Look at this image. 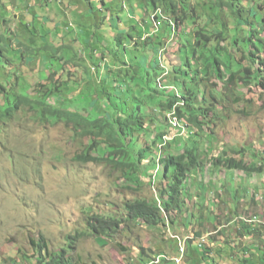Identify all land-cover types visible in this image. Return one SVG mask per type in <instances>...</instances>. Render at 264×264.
Here are the masks:
<instances>
[{"label": "rangeland", "instance_id": "rangeland-1", "mask_svg": "<svg viewBox=\"0 0 264 264\" xmlns=\"http://www.w3.org/2000/svg\"><path fill=\"white\" fill-rule=\"evenodd\" d=\"M215 1L185 0V3L196 7V15H202L197 22L204 23L205 21L208 22V16H212L213 13L207 15L208 11L201 10V4L205 3L207 9L213 7ZM230 1L242 8L244 19L251 20L253 15L262 19L264 16V0ZM76 3L79 4V1ZM106 3L107 10L104 13L108 15L107 19L111 20V23L103 26L96 25V22L88 23L82 28V35L72 37L68 32V34L65 33V37L61 38L57 35V31L65 30L72 20L78 21L83 15L81 14V11L84 10L83 7L78 6L70 14V17L73 16L71 19L52 17L53 22H46L43 29L38 19H35V28H33V17L45 18L48 21L50 19L49 13H52L51 10L41 9L35 0H0V16L6 18L3 27L0 25V34L4 38L0 41V47L1 45L2 48L8 47L9 51L4 48L3 50L6 51L5 58L10 63L1 62L0 66H15V68L22 66V69L16 71L13 69V72L23 74V77L31 85L33 78L30 79L29 74H36L38 69H40L39 72L44 73L42 66L59 68L62 66L59 60L62 58L78 63L84 69L90 65L98 66L101 62V55L111 54L116 58L108 59L110 63L107 68L112 69L117 66L120 71L116 69L114 72L118 71L120 76L124 75L123 71L126 67L123 65L129 59L127 56L135 58L137 51L133 55V49L127 46L129 39H125L124 48L119 38L125 37L122 34L129 33L132 26L136 27L137 30H139L138 25L142 28L137 21L143 17L144 10L137 5L139 3L137 0H124L123 3L122 0H107ZM100 7L101 5L95 2L93 6L95 12L93 15L87 13L86 19L101 17L103 13L98 11ZM115 8H118V11L113 13ZM110 10L112 12L108 13ZM4 12L6 16H4ZM129 12L135 16L137 21L129 18ZM113 15L118 17L112 18ZM163 16L164 18L168 17L165 14ZM222 16L226 17L229 26L232 28L234 24L231 15L225 11ZM76 17L77 19H75ZM150 22H147L146 27L152 29ZM163 23L161 21V24H158L157 31H148L151 32L150 41L161 42L160 37L156 36L160 33H164L162 38L167 40L171 30ZM194 24L197 23L190 19L187 20L183 29L176 30L177 36L168 40L172 41L171 44L173 45L168 46L167 64L172 67L174 64L180 65L178 59L182 57L179 56L176 59L172 56L177 48L176 42L183 48L193 49ZM23 25L25 26L23 27ZM72 28L70 27L68 30ZM4 29L9 34L5 33ZM54 29L57 31H53ZM248 29L247 25L240 27L243 32H247ZM182 30L190 34L187 43H182L187 41V37H183L180 41ZM29 31L30 34H28ZM133 34L139 37L138 32L135 31ZM261 36H264V33ZM30 39H34L36 42H32L33 47L31 49L33 50L26 53L27 58L22 59L20 55L10 52L11 50H19V43L24 41L27 44ZM252 43L259 44L258 41ZM40 44L47 46V49L40 48ZM66 45H69L70 48H65ZM220 46L221 48L226 47L242 65L247 64L244 59H240L241 53L237 52V48H232L228 41L221 43ZM262 50L264 53L263 46ZM262 60L264 62V55L262 59H259V63L257 60L256 66L264 68V64H261ZM232 61L235 65L236 62L233 59ZM199 62L196 59L189 60V66ZM74 65L71 64V66ZM169 65L167 66L168 72L171 71L168 69ZM65 69L68 72L71 68L68 66ZM81 71L75 72L78 77ZM194 76H196L194 73L183 72V79L180 82L188 85L191 77ZM66 77L72 78L74 76L68 74ZM60 79L62 82L64 81L65 73L60 75ZM33 80L36 81L37 78ZM95 80L97 81L98 78ZM6 81L12 84L14 77H8ZM38 83L40 84V81ZM82 84L81 82L73 84L71 91L65 92V94L68 92L69 96L63 95V99L74 98L82 89ZM216 84L218 87L212 93L215 97L214 113L223 115L221 117L224 118V121H213L215 125L210 124L209 128H204V133H210L215 141L210 144L214 150L213 155L220 154L223 148L228 156L241 157L244 162L248 163L249 157L246 154H254L256 161L262 162L264 166V86L252 84V87H246L238 83L237 86L233 87V96H227L229 99L226 100V97L222 95L221 85ZM63 87L65 86L63 85ZM177 91L179 90L177 89ZM234 98H237V102H235L238 104L233 102ZM209 99L207 94L205 96L206 103L209 102ZM74 101L82 105L78 100L74 99ZM200 101L197 98L194 104L198 106ZM206 103L203 104L204 107L207 105ZM83 105L85 106V103ZM237 110H242V113H237ZM160 124L161 122L157 121L151 125L149 143L156 136L155 133L151 132L152 129ZM2 127L3 129L0 131V264H33L35 251L30 240L39 239L40 236L45 240L49 252L59 254L62 253V249H65L63 253L66 254L67 264H154L162 258H167L168 262L160 261L159 264H177L174 259L179 258L176 255L177 250H179L178 243L183 244L185 239L192 238L195 232L199 230L202 232L201 236L194 242L201 240L203 244L208 246H211V242L215 243V256H213L215 264H219L221 261H224L221 264H229L226 259L229 252L227 246L230 243L234 247L233 260L230 264H247L249 260H252L253 264H264V259L254 263L255 256L247 258L249 260L244 263V256L250 254V244L255 245L256 239H260V244H264V168L261 175H254L250 178H245L239 171L230 175L226 174L222 187L219 186V183L223 181V174H218L217 178L214 172L210 173V170L206 168L201 183L205 180L212 182L214 177L217 178L214 186L209 183L202 184L205 193L210 195L212 199L207 195L205 202L203 197L198 200L199 204L197 205L196 200L192 199L196 193L199 194V189H195L190 196L191 202L187 203L188 210L186 213L189 215L183 216L185 219L187 218L184 219L183 224L177 220L173 225L157 229L140 220L129 221L124 222L110 236L96 237L91 236L87 229L86 222L89 216L92 214L109 215L116 220L126 217V215L121 216L120 213L123 211L119 210L125 200L151 197L154 194L147 187L146 179L139 185L137 191L123 190L118 188L122 182L119 179V172H113L102 165L82 164L76 161V156L82 152L83 145L78 138L73 136L70 128L63 123L41 124L35 115H28L24 120L9 121L7 125ZM178 129H180L179 125L175 127L176 131ZM201 139L203 142L200 143L199 140L194 143L192 138L186 145L195 144L200 149L205 150V137ZM182 140L186 139L181 138L179 140L176 138L172 145L183 143ZM241 147L247 149L248 152L245 155L238 156L232 153ZM152 156H157L155 151H152L151 156H147L143 163H146ZM239 175L245 179L229 183L230 178L237 179ZM197 183L199 184L198 180ZM252 198L254 202L250 201ZM197 208L201 210L200 213H197ZM203 212H205L204 216L202 215ZM198 218H205L204 223H200ZM235 218V222L229 224ZM219 226L223 227L222 231L225 235L216 233V227ZM242 226H249L251 229L254 227L255 234L254 236H252L253 233L251 234L254 240L251 237L246 240L242 239L243 241L238 239V233ZM196 238L194 237V239ZM221 246L225 252L222 251ZM190 249L193 248L189 246L184 258H182L183 261H180L179 264H199L198 261L195 263L189 258L191 256ZM261 249H264V246L259 248V250ZM243 251L247 252L241 255ZM221 254L226 257L225 260H222L220 256L218 257ZM44 255L45 253H43ZM256 256L258 257L259 254L256 253Z\"/></svg>", "mask_w": 264, "mask_h": 264}, {"label": "trees", "instance_id": "trees-1", "mask_svg": "<svg viewBox=\"0 0 264 264\" xmlns=\"http://www.w3.org/2000/svg\"><path fill=\"white\" fill-rule=\"evenodd\" d=\"M148 4L154 9L162 7L167 13H170L176 27L183 26L189 19L197 23L194 24L195 31L193 34L195 37V47L190 53L193 60L200 61L195 65L204 67L206 81H211L216 78L223 90L231 88L232 92L233 87L240 82L244 85L253 83L254 85L264 86V68L260 69L255 66L257 55L250 49L253 48L259 53L263 52L264 36L261 35L264 33V16L262 19L257 15H253L251 20L244 19L242 15L243 10L239 5L230 0H216L214 6L208 7L207 9L205 3L201 4L202 11H208L207 15L210 13L213 14L212 16H208V22L200 23L197 21L202 15H196V7L186 4L185 0H148ZM225 11L233 19L234 26L232 28L229 26L226 17L222 16V13ZM243 25L249 27L247 32L240 30V27ZM181 34L184 37L188 33L182 30ZM122 38L124 39L125 37ZM227 41L232 48H237V52L243 51L247 61L246 66H243L237 61L226 47L221 48V43H226ZM253 41H258V46L252 43ZM239 43L241 45H238ZM245 43L249 45L244 46L243 44ZM176 44L178 47H182L178 42ZM3 54L4 51L0 47V62L5 59ZM232 59L236 62L235 65ZM183 62H185V66H189V57H185ZM261 64H264L263 60ZM52 67L48 66L47 68L49 73L45 78L47 88L42 89L41 85L36 83H32L31 85L41 90L40 95L34 94L35 89L33 87H28L23 92L13 95L4 94V100L0 105V121L12 120L17 113H20L19 110L23 106H27L36 111L34 115H37L39 122L46 123L52 120L54 123L60 121L65 125L71 124L73 126L71 128L73 135L79 138L83 145V154L77 155V160L80 158V160L87 163L106 161L115 168L129 166L131 168L130 171L135 168L137 175L135 173V176H132L131 180L132 183L139 184L140 175L148 176L146 168L141 167L140 164L144 160V155H147L149 147L142 150L145 154L136 157L134 146L141 141V136H144L145 132H147L145 130V121L152 120V117L155 118L153 120L155 121L161 117L164 111H170L173 104V102H170L172 98L167 97L163 101L159 98H154L149 93L150 88L148 87L152 82L151 77L146 72L140 74L145 69L144 66H130L129 70L126 69L123 71L124 75H121V85L118 86L120 92L125 91L124 95L121 98L115 99L114 93L118 89L113 86L115 84L110 83L108 80L112 77L114 80H118L120 77L118 71L120 70L113 72L115 69L108 68L99 82L96 80L89 81L86 78L83 80L78 99L82 105L78 104L79 108L74 104L64 108V104L56 105V101H54L57 93H54L55 87L52 86L51 77L55 74ZM190 80L193 81L196 78L191 77ZM180 84L182 87L187 86L183 82ZM212 86L214 89L217 88L218 84ZM0 93H4L2 86H0ZM49 98L52 102L54 101L51 106L47 105ZM83 103H85V106ZM45 111L49 115L44 114ZM177 113L179 118H185L189 123L196 121V126L200 125L195 116L200 115L193 114L187 110H183V114L177 110ZM142 143H145V141ZM161 164L162 173L155 187V198L151 200L145 198L125 200L122 203L124 213H121V216L126 215V217H121L119 220L109 215H90L86 223L91 236H110L111 233L113 234L119 229L120 225L129 221L140 220L148 224V226L158 229L173 225L175 221H181L185 218L183 216L188 210L186 203L189 202L190 199L188 197L191 195L189 188L185 186L186 180L189 174L195 170L194 168L200 169L204 163L197 156L193 155L192 152L188 151L187 154L168 156ZM214 165L229 170H243L248 174H259L262 172L263 167V164L259 165L253 162V164L249 165L252 167L249 168L241 160L223 157L217 158ZM149 178L150 182V175ZM119 187L123 190H129L127 184H121ZM249 230L247 226H243L238 234L241 236H251L253 233L252 236H254V227H252V230ZM201 233V230L195 232L194 237L197 238L188 240L187 246L189 245L193 248L190 249L191 256L188 257L195 263L198 261L199 264H215L213 258L215 256L214 247L208 245H204L203 248L195 247L197 242L194 241L199 239ZM217 233L223 235V232L220 230ZM30 244L35 251V258H33L35 262L33 264H67L66 254L63 253L65 249H62V253L59 254L49 252L47 244L41 236L39 239H31ZM43 253H45L44 256Z\"/></svg>", "mask_w": 264, "mask_h": 264}, {"label": "clouds", "instance_id": "clouds-1", "mask_svg": "<svg viewBox=\"0 0 264 264\" xmlns=\"http://www.w3.org/2000/svg\"><path fill=\"white\" fill-rule=\"evenodd\" d=\"M35 1L38 2V6L41 9L51 10L52 13H49L50 19L48 21H46L45 18L33 17V20H32L33 28H35V23H34V21L36 22L35 19L39 20V24H40L41 28L44 29V24L46 22H51V23L53 22L52 17H54L55 19L56 18H62V17H65L66 19H71L73 16L70 17V14H72L77 9L78 6H81L84 8V10L81 11V14H83V15H81L82 17L80 16L78 21L72 20L71 22H69V27L65 28L66 31L63 29H61L59 31H57L56 29L53 30V31H57V35L61 38L65 37V33L68 34V32L70 33V35L72 37H77L78 35H82L83 33L81 32V30L88 23L96 22V25L99 24L102 26L105 24L111 23L110 22L111 20L107 19L108 15H106L104 13V11L107 10V3H106L107 0H35ZM76 1H79V4L76 3ZM123 1L124 0H122V3H123ZM137 1H139V3L137 5L141 9L144 10L143 17L140 18L141 20L137 21L135 16L131 15V12H129L128 14H129V18L135 19L137 21V23L140 24V26H142V28H140L138 25L139 30H137L136 27L132 26L133 29L130 28L129 33L122 34L125 36L124 39L119 38V40L121 39L120 41H121L122 47H124V48H125V39H129V44L127 46H128V48L133 49V55H134V52L137 51V56L135 58H133V57L130 58L129 56H127V58H129V59H127L125 57L127 60H126V64L123 66H125L126 69L128 68V66H144L145 69L140 74H144L146 72L151 77L152 82L148 85V87L150 88L149 93L151 95H153L154 98H159L161 101L167 99V97L172 98V101H170V102H173L172 108L168 112L164 111L161 115L162 118L159 117L157 120L153 121L155 118L151 116L152 120H146L145 121L146 129L145 130H147V132H145L144 136H141V141L138 142L137 145L135 144V146H134V151H135L136 157H140V155L145 154V153H143L142 150L145 149L146 147H149L147 155H144L145 156L143 158L144 160L140 164L141 167L146 168V171L148 172L147 173L148 176L140 175V183L139 184L132 183V180H131L132 176H135V173L137 175V170L135 168L132 171H130L131 168L129 166H123V168H115L114 166H111L110 164H108L106 161H103L100 163H96V162H88V163L102 165L105 168H107L113 172H119V174H120L119 179H121V181H122L121 184H127V186H129L128 191H137L139 189V185L141 183H143L144 179H146L147 187L151 191H153L154 194L151 197H145V199L151 200V199H154L156 196V188L155 187L157 186L159 179H160V175L162 173V164H161L162 161L164 159H166L168 156H178L180 154H187V152L190 151L193 153V155L197 156L204 163L202 168H200V169L194 168L195 170H193L189 174V177L187 178L186 183H185V186H186V188H189L191 195L193 194V191L195 189H199V194L196 193V195L194 197H192V199L196 200L195 203H197V205L199 204V201H198L199 199L204 197V201H205V199L208 195L205 193L202 184L209 183L210 185L214 186V182L217 181L218 174H221V175L223 174L222 175L223 181H221L219 183L220 187H222V183L225 182V179H226L225 175L226 174L230 175L231 173L236 172V171L241 172L245 178H250L251 176H254V175L255 176L261 175L263 172L264 166L262 167L261 173H259V174H257V173L248 174V173L244 172L243 170H239V169L229 170V169L221 168V166L214 165L215 160H217V158H222V157L223 158H233L234 160H241L249 168L252 167L249 165L253 164V162H256L259 165H262L263 163L262 162L258 163L256 161V156L254 154L249 155V153L246 154L249 157V162L246 163V162H244V160L241 157L235 158L236 156H234V157L232 155L228 156L223 148L221 149L220 154L213 155L214 150H213L212 146H210V144L214 143L215 141L213 140V136L210 133L209 134L204 133V128H209L210 124L215 125V123L213 121H218V120L224 121V118L221 117L223 115L220 116L219 114L214 113V111H215V106H214L215 97L212 95V93L215 92L216 88L213 89L212 85H214L218 82H217L216 78L212 79L211 81L205 80V73H204V67L203 66H197L195 64L192 66H185V62H183L185 60V57H189V60H193L192 55L190 53L192 51V49H187L185 47L184 48L178 47V45H177L176 51H175V53H172V56L175 57L176 59L179 56H182L178 59V61L180 62V65L174 64V66L172 67L171 65L167 64L168 46L172 43V41H168V40L173 36L175 38L177 36L176 30H178L180 28L183 29L184 26L182 27V25H180L179 27H176L175 22H174L173 18L171 17V14L167 13L162 7L154 9V8L150 7V5L148 4V0H137ZM95 2H97L98 4L101 5V7L98 9V11H101L103 13V15L99 18H96V19H86L87 15H88L87 13H90L91 15H93V13L95 12V10L93 8ZM122 9H124V6H122ZM116 11H118V8L113 9V13H115ZM111 12H112V10H110L108 13H111ZM162 13L167 15L168 17L164 18ZM4 16H6L5 12H4ZM116 17H118V16H116ZM116 17H114V15L112 16V18H115V19H116ZM0 18H1L0 25L2 26L3 24L6 23V20H5L6 18L1 17V16H0ZM75 19H77V17ZM117 19H119V18H117ZM150 20H151V22H150ZM161 21L164 22L163 23L164 25H167L170 28L171 34L167 36V40H163V38H162L165 35L164 33L156 34V36L158 35L162 41L161 42L159 41L157 43H155V41L152 42L149 39L150 33L157 31L156 27L158 26V24H161ZM147 22L151 23L152 29H149L146 27ZM73 24H74V26H73ZM24 26L25 25H23V27ZM70 27H73V28L68 30V28H70ZM150 30H152V31L148 32ZM3 31L5 33L9 34V32H7L5 29ZM135 31L139 33V37H136L133 34ZM28 34H30V31L28 32ZM174 34H176V35H174ZM189 35L190 34H187L186 36H184V37H187V41L182 42V43H187L189 41V39H190ZM116 36H119V35H116ZM28 37H30V36H28ZM39 37H40V35L38 36V39H39ZM0 38H1V40H4V38L1 34H0ZM182 38L183 37H180V41L182 40ZM192 40H193L192 45H194V40H195L194 35L192 37ZM32 42L34 43L36 41H34V39H30V42H28L27 44H25L24 41H21L18 45L19 50H17V49L11 50L10 52L15 53L16 55H20V57H22V59L27 58L26 53L33 50V49H31V47H33ZM171 45H173V44H171ZM64 47L70 48L69 45H66ZM1 48H2V45H1ZM3 48L6 49V51L8 50V47L7 48L3 47ZM40 48L46 50L47 46H45L44 44H40ZM26 49H27V51H26ZM29 49H31V50H29ZM250 49H252L251 51H254V54L257 55V59L255 61V66H256L257 60L259 63V59L260 58L262 59L264 53L256 52V50H254L253 48H250ZM6 51L3 54L4 56H5ZM240 53H241L240 59H244V61H246V59L244 57V53L242 50ZM197 55H198V53H197ZM109 58L115 59L116 57L114 55H111V54H103L100 56L101 62H99L98 66L90 65L84 69L78 63H73L74 61H68V60H65L63 58L60 59L59 61H60V64L62 65V67L61 68L60 67L55 68V66L52 67V70H54V72H55V74L51 77L52 83H53L52 86L55 87L54 93L55 92L57 93V97L54 100V101H56L55 104L56 105L64 104V108H67L69 105L74 104L79 108L78 103H76L74 101V99H76V100L79 99L80 91L78 92V94L74 98L71 97L68 99H63V97H64L63 95L69 96L68 92L71 91L73 84H76L78 82L82 83V81L85 78L88 80H91V79L95 80L96 78H98L97 81L99 82L100 79L102 78V75L108 69L107 66H109V63H110L108 61ZM1 62L10 64L6 60V58L4 60H1ZM1 62H0V64H1ZM67 64H69V65H67ZM71 64H73V65L75 64V65L71 66ZM168 65H169L168 69L171 70L170 72L167 71ZM246 65H243V66H246ZM63 66H65V67H63ZM68 66H70L71 69L67 72V70L65 68ZM195 66H197V67L195 68ZM256 67L260 68V69L263 68L262 66H256ZM42 68L44 69V73L39 72L40 69H38V72L36 74H29L28 76L30 79L31 78H33V79L37 78L36 81L33 79H32L33 81L31 80V85H32V83L39 84L38 81H40L39 85H41L42 89H44V88H47L45 85L46 84L45 78L49 75V73H48V69H47L48 67L47 66H42ZM117 68L118 67L115 66L112 68V70H114V69L116 70ZM13 69H14V71H16V70L22 69V66H16V68H15V66H0V79H1L0 80V86H2L4 88V93H0V105L2 104V102L4 100V94L13 95L16 93L23 92L28 87H30V88L33 87L27 82L28 80L23 77V74H20V72H19V74L17 72H13ZM109 69H111V68H109ZM155 69H156V71H155ZM78 70H82L78 74L79 77L75 73ZM117 70H119V69H117ZM63 71H65V72H63ZM183 72H189L190 74L194 73L196 76H194L192 78H196V80H193V81L190 80V82L188 83L187 86L182 87V85L180 84L182 82H180V81L183 79ZM38 73L40 76L39 78H38ZM64 73H65V79L62 82L60 79V75L64 74ZM68 74H71L74 77H72V78L66 77ZM8 77H14V81L12 84L9 83L8 81H6V79ZM77 79H79L81 81H78ZM119 79H122L121 76L118 78V80ZM118 80H116V79L114 80L113 77L109 78V80H108L110 83L115 84L113 86H115L118 89L114 93L115 99L121 98L125 92V91L120 92V89L118 86L121 85V82ZM41 83H43V84H41ZM240 84L244 85L242 82H240ZM252 84L253 83H251L249 85H244V86L252 87ZM63 85L65 87H63ZM254 86H258V85L256 84ZM33 88L35 89L34 94H38V95L41 94V90H38L37 87H33ZM177 89L179 91H177ZM230 89L231 88H229L227 90H223V88H222V95H223V97H226V100L229 99V98H227V96L230 97V96H233V94H234V91L232 92V89L231 90ZM67 90H68V92L65 94V92ZM207 94L210 97L208 103H206V101H205V96ZM197 98L199 101L201 98L200 104L198 106H196L194 104V101ZM236 99L237 98H234L233 102L235 104H238V103H236L237 102ZM53 102L49 98L47 100V105L51 106L53 104ZM249 102H251V100H249ZM205 103L207 105L204 107L203 104H205ZM177 110L180 111L181 113L183 110H187V111L192 112L193 114L200 115V116L195 115L197 117L196 120L200 123V125L196 126V121L194 123H189L188 120H186L185 118H179ZM19 112L20 113H17V115L15 117H13L12 120H7L5 122L0 121V131H2V129H3L2 126L7 125V123L9 121L17 122V120H21V119L24 120L28 115H34L35 114L34 112H36V111L28 108L27 106H23L19 110ZM236 112L242 113V110L241 111L237 110ZM44 114L49 115L47 111H45ZM35 116L37 117V115H35ZM151 117H150V119H151ZM213 118H215V119H213ZM37 119H38V117H37ZM27 120H29V119H27ZM157 121L161 122V124L159 126H155V128L152 129L151 132L155 133L156 136L153 139V141L151 143H149V140H150L149 129H150L151 125L152 124L154 125L155 122H157ZM39 123L42 124V122H39ZM46 123L56 124L52 120H51V122H46ZM57 123H63V122L59 121ZM180 123H182L183 125L181 126ZM178 125L180 126V129H178L176 131L175 127ZM66 126H68L70 128V130L73 127L71 124H67ZM200 126H201V128L199 129ZM161 135H163V136L161 137ZM202 137H205V139H204V141L206 142L205 143V150L200 149L195 144H192L191 146L186 145V143L189 142L190 139H192V138L194 139V143H197L199 140L201 143V142H203V140L201 139ZM75 138H77V137H75ZM176 138H179V140H181V138L186 139V140H182L183 143H179V144L173 146L172 143L175 142ZM143 141H145V143H142ZM140 146H141V148H140ZM152 151H155L157 156L156 157L152 156L146 163H143L144 161H146L147 156H149V155L151 156ZM82 152L80 153L81 155L83 154ZM246 152H248L247 149L245 147H241V148L237 149L236 151H233L232 153L234 155L240 156L242 154L245 155ZM251 152H253V151H251ZM80 154H78V155H80ZM76 161H78L82 164H87V162L80 160V158L78 160L76 159ZM206 168H208L210 170V173L214 172V175L217 178L214 177V179H212V182H210V180H205L203 183H201L200 181H201L202 175L204 173V169H206ZM122 174H123V176H122ZM149 175L151 177L150 182H149V180H150ZM209 178L211 179L210 175H209ZM245 178H242V175H239L237 177V179L230 178L229 183L231 181L239 182L240 179L242 180ZM197 180L199 181V184L197 183ZM248 180H250V179H248ZM131 184L135 185V186H132ZM135 187H137V189H135ZM118 188H121V187L118 186ZM204 193H205V195H204ZM253 194H252V196H253ZM201 195H203V196H201ZM190 196L188 197L189 199H190ZM208 197L211 198L210 195H208ZM250 201L254 202L253 198ZM250 201H249V203H250ZM190 202L191 201L189 200L188 203H190ZM186 206H187V203H186ZM225 207H226V205H225ZM122 209L123 208L121 207V209H119V210H122ZM202 209H204V207H202ZM196 210H198L197 213H200L198 208ZM228 211H230V210H228ZM123 213H124V211H123ZM231 213H232V211H231ZM188 215H189L188 213L184 214V216H188ZM202 215L204 216L205 212H203ZM184 219L181 220V224H183V222L187 218L185 220ZM198 219H199L200 223H204L205 218H203V219L198 218ZM233 220L230 221L229 224H231V222L234 223L236 218ZM249 225L251 226V224H249ZM248 228L250 230H252L249 226H248ZM216 229L217 230H215V231H217V232L219 230L221 232H223L222 226L216 227ZM223 235H225V233H223ZM250 237H251L250 235H244V236L238 235V239L240 241H243L242 239L246 240L247 238H250ZM193 238H194V235L192 238L185 239L183 241V244L178 243L179 244L178 245L179 250H177L176 255L179 256V258L174 259L177 264H179L180 261H183L182 258H184L185 254H186V250H187L186 242H187V240L193 239ZM251 239H252V237H251ZM252 240H254V239H252ZM255 241H256L255 245L250 244V247H249V253L250 254L245 255L248 257H245L244 263H247L246 261L249 260L247 258H251L254 256H255V258L253 260L254 263H256L257 260L262 261L264 259V253H262V251H264V249L259 250V248L261 246H264V244L263 245L260 244V239H256ZM231 244L232 243H230L227 246L228 251H229L227 254V259L222 254L218 255V257L219 256L222 257L221 258L222 260L226 259V261L229 264H230L231 260H233L232 254L234 253V247ZM204 245H206V244H203V242L201 240H199L197 242V244L195 245V247L198 246V248H203ZM214 245H215V243L211 242L210 247H214ZM223 246H226V245H223ZM230 247H233V248L231 249ZM222 251L225 252L223 247H222ZM251 251H253V252H251ZM245 252H247V251H243L241 255H243ZM256 253L259 254L258 257L256 256ZM166 259L167 258H162L161 260H158L154 264H159L160 261L163 263H166V262H168ZM221 262H224V261H221ZM221 262L219 264H221ZM247 264H253L252 260H249Z\"/></svg>", "mask_w": 264, "mask_h": 264}, {"label": "crops", "instance_id": "crops-1", "mask_svg": "<svg viewBox=\"0 0 264 264\" xmlns=\"http://www.w3.org/2000/svg\"><path fill=\"white\" fill-rule=\"evenodd\" d=\"M244 257H248V256H244Z\"/></svg>", "mask_w": 264, "mask_h": 264}]
</instances>
